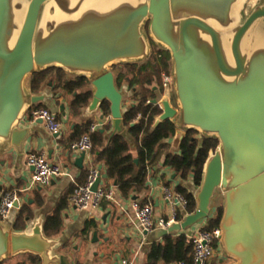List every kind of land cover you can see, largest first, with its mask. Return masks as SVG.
Instances as JSON below:
<instances>
[{"label":"water","instance_id":"water-1","mask_svg":"<svg viewBox=\"0 0 264 264\" xmlns=\"http://www.w3.org/2000/svg\"><path fill=\"white\" fill-rule=\"evenodd\" d=\"M250 4L253 0H0V151L22 150L30 131L19 126L44 100L27 82L49 69L86 78L92 87L89 109L108 102L112 136L121 133L124 96L114 69L124 73V66L145 62L154 44L172 56L175 97L152 99L161 114L151 131L170 121L175 146L190 131L219 142L195 193L196 210L159 236L211 218L220 189L225 258L231 264H264V0H256L247 14ZM85 156L78 158L79 167ZM99 171L93 191L102 182ZM15 206L21 207L18 201ZM42 223L38 218L29 231H14L0 220V264L22 254L38 256L41 264H69L54 254L60 241L47 238Z\"/></svg>","mask_w":264,"mask_h":264},{"label":"crops","instance_id":"crops-1","mask_svg":"<svg viewBox=\"0 0 264 264\" xmlns=\"http://www.w3.org/2000/svg\"><path fill=\"white\" fill-rule=\"evenodd\" d=\"M255 1L253 0V4ZM144 63H137L135 66H141ZM124 67V74H127L125 73L127 66ZM120 73L119 70L118 74H115L116 77ZM68 77L74 79L76 76L70 75ZM131 77L130 74L127 75L118 86L124 96V111L138 103L136 94L140 88L136 85L134 87L130 85ZM50 82H52L51 86L49 85ZM50 82L39 93L33 95L44 97V100L38 104H42L43 107L56 114L62 123V130L59 135L50 134L43 123L31 122L26 114L25 124H20L19 128L28 129L30 134L25 139L22 150L18 151L13 147L8 151H0V199L5 192L21 193V205L28 202L33 211V217L27 221L24 230L29 231L38 218H42L44 223L46 216L54 212L61 198L70 191L72 186L85 178L86 172L89 173L90 168L94 166L98 169L101 168L102 186L113 193L114 200L103 201L98 209L82 211L72 206L69 199L68 206L62 213L63 229L61 233L49 238L60 241V245L54 250V254L63 255L69 264H115L116 262L122 264L123 261H127L129 264H145L151 243L162 241L163 237L159 236L160 230L151 233L140 231L132 209V202L146 201L152 203L155 219L167 218L170 214V206L163 197V188L171 187L176 190L178 185H186L193 189L192 176L184 181L180 175L165 165L166 156L169 153H179L180 145H174V137L165 141L164 146L157 150L155 158L148 162L146 189L141 192H133L129 198H126L119 192L116 182L108 179L106 166L96 162L92 157V152L84 157L82 167H79L76 162L81 153L73 151L68 144V141L74 137L76 128H83L84 124L91 121V124H97V131L102 132L105 136L104 144L97 147L99 152L103 150L114 136H112L114 128L111 113L105 115L101 107L91 111L89 106L92 97L86 107L75 112L71 107L74 95L63 89H56V78ZM147 87L153 90L156 97L172 96V93L165 95L157 85H145V88ZM87 91L92 93L90 82L76 93L80 94ZM61 106H64L63 110ZM122 127L121 133L128 141L130 153L137 160L138 142L129 134L123 124ZM196 138L199 139L200 137ZM31 153H45L51 162L60 164L67 175L56 179L48 188L36 187L25 192L33 172V169L27 164L28 156ZM41 199L43 201L39 205ZM19 209L14 210L11 214V221L8 224L11 228ZM90 223L91 227L85 233V227ZM204 226L205 221L181 233H185L190 238ZM12 230L14 229L12 228ZM95 232L97 233L96 238L94 237ZM28 255L22 254L11 257L6 260V264H22L24 262L30 264ZM223 259L224 261H222ZM231 263V260L225 258L224 251L218 249L209 264Z\"/></svg>","mask_w":264,"mask_h":264},{"label":"trees","instance_id":"trees-1","mask_svg":"<svg viewBox=\"0 0 264 264\" xmlns=\"http://www.w3.org/2000/svg\"><path fill=\"white\" fill-rule=\"evenodd\" d=\"M170 56L167 54L163 62L155 64L154 61H147L141 66L126 65L127 71L124 74L121 72L117 77V86L122 82V77L125 78L130 74V85L132 87L139 86L140 91L136 94L137 105L125 110L123 116V126H125L129 134L138 142V163H135V158L130 153L128 141L122 133L115 134L100 152L97 147L104 144L105 136L102 132L96 131L91 134L93 143L92 157L96 162L103 163L106 166V174L109 180L115 181L119 192L122 196L129 198L133 192H141L146 189L148 176V162H151L157 153V150L164 146V142L173 138L176 132L175 125L170 121L160 124L155 130L151 131L154 117L161 114L159 106L148 102L156 98L155 93L151 88H145V85H152V75L149 79L143 78L145 73L155 74L158 70L162 73L170 72L169 64ZM136 69V70H135ZM135 70V71H133ZM68 74L60 69H49L43 72H37L28 79V87L32 94L39 93L46 87L48 82L56 78V89H63L69 94L83 89L89 81L86 78L75 77L69 79ZM92 97L90 91L81 92L73 97L71 107L75 112H79L86 107ZM34 107H43L38 104ZM101 109L105 115L110 114V105L108 102L101 104ZM141 116L137 123H132L136 117ZM91 121L81 127H77L74 137L68 141L69 147L78 141L84 134L88 133ZM197 133L190 131L182 140L179 153H169L165 158V165L168 166L176 174L187 181L192 176V186L178 185L176 191L181 193L188 201L186 209L179 213V220L184 215L191 214L196 210L195 192L201 186L204 169L208 158L214 153L219 142L212 138L201 136L196 138ZM85 178L79 183L72 186L70 191L61 198L54 212L46 216L43 223V233L47 238L57 236L63 229L62 213L68 206V200L73 195L78 185H83L87 179ZM19 197L21 193L17 192ZM42 199L39 200V205L42 204ZM147 202H141L145 205ZM215 209V208H214ZM223 209L216 208L212 217L205 220L204 229L212 230L220 226ZM27 217H33V211L30 204L24 203L21 205L16 219L13 224V229L16 231H24L26 229ZM91 227V223L86 225L84 232L86 233ZM28 260L30 264H40L41 260L38 256L29 254ZM5 261L3 264H6ZM194 264L192 243L185 233H173L164 236L162 241L152 242L147 253V261L145 264H173V263ZM22 264H27L26 262Z\"/></svg>","mask_w":264,"mask_h":264},{"label":"built area","instance_id":"built-area-1","mask_svg":"<svg viewBox=\"0 0 264 264\" xmlns=\"http://www.w3.org/2000/svg\"><path fill=\"white\" fill-rule=\"evenodd\" d=\"M163 92L165 95L172 92L173 77L167 73H162ZM151 103V101H148ZM27 118L31 122L42 121L46 130L50 134H59L62 130V123L56 114L46 107H32ZM141 116L136 117L133 123H137ZM98 130L97 124L89 126L88 133L84 134L78 141L71 145L75 152L89 155L93 149L91 134ZM27 164L33 168L32 178L25 192H29L36 187L48 188L52 183L61 177L67 175L64 168L57 163L51 162L45 153H31L28 156ZM100 171L94 166L90 168L87 179L83 185H78L73 195L70 197V203L75 208L87 211L98 209L103 201H113V193L99 185L97 191L92 187L98 178ZM163 197L170 206V214L167 218L155 219L154 206L152 203L142 205L139 201L132 202V209L137 219L139 229L142 233H151L155 230H167L173 224L181 222L188 214L179 220V213L184 211L188 205L187 199L171 187L163 188ZM21 200L17 192H5L0 199V220L7 221L10 219L14 210L18 209L15 204ZM222 236L221 227L218 226L212 230L204 228L198 229L189 240L193 247L194 264H209L216 255L217 250L223 252L220 239ZM122 264H129L123 261ZM186 264V263H178Z\"/></svg>","mask_w":264,"mask_h":264},{"label":"rangeland","instance_id":"rangeland-1","mask_svg":"<svg viewBox=\"0 0 264 264\" xmlns=\"http://www.w3.org/2000/svg\"><path fill=\"white\" fill-rule=\"evenodd\" d=\"M252 5L253 4H250L249 6H248V8H247V11H246V13L248 14L249 12H250V10H251V7H252ZM156 48H160V47H158V46H156ZM136 70V69H135ZM135 70H133V71H135ZM169 70H170V72H167V74H169V75H171V63H170V68H169ZM118 72H119V70L117 69V68H115L114 69V73L115 74H118ZM152 75V80H153V84L154 85H157V86H160L161 87V74L159 73V71L157 70L156 72H155V74H147V73H145L144 75H143V78H146V79H149V77ZM68 76H70L69 74H68ZM67 76V77H68ZM122 80H124V78L122 77ZM174 97H175V95H174V91H173V93H172V96H171V98L172 99H174ZM212 206H213V208H221L222 207V209H223V206H224V197H223V193H222V191L221 190H219L218 189V191H217V193H216V195H215V197H214V199H213V204H212ZM10 219L9 220H7L6 222L9 224L10 223Z\"/></svg>","mask_w":264,"mask_h":264},{"label":"flooded vegetation","instance_id":"flooded-vegetation-1","mask_svg":"<svg viewBox=\"0 0 264 264\" xmlns=\"http://www.w3.org/2000/svg\"><path fill=\"white\" fill-rule=\"evenodd\" d=\"M145 32H147V28H145ZM167 54H169V56H170L169 64L171 63V71H172L174 63H173V59H172V56H171L170 52L165 50V49H162V48H156V46L154 44H152L151 55H150L149 59L146 60L145 62L152 60V61L155 62V64H159V63L164 61V59L166 58ZM158 87L163 91V89H164L163 88V84H162L161 87L160 86H158ZM173 91H174V79H173V86H172V92L171 93H173ZM201 136L202 135H200L198 133L196 135V137H201ZM223 197H224V194H223ZM223 212H224V206H223ZM222 215H223V213H222Z\"/></svg>","mask_w":264,"mask_h":264}]
</instances>
